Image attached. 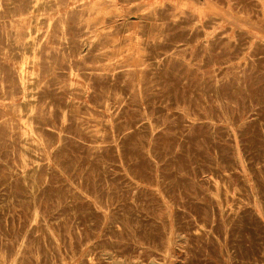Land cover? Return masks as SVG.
Returning a JSON list of instances; mask_svg holds the SVG:
<instances>
[{"label":"rangeland","instance_id":"rangeland-1","mask_svg":"<svg viewBox=\"0 0 264 264\" xmlns=\"http://www.w3.org/2000/svg\"><path fill=\"white\" fill-rule=\"evenodd\" d=\"M0 264H264V0H0Z\"/></svg>","mask_w":264,"mask_h":264},{"label":"bare ground","instance_id":"bare-ground-1","mask_svg":"<svg viewBox=\"0 0 264 264\" xmlns=\"http://www.w3.org/2000/svg\"><path fill=\"white\" fill-rule=\"evenodd\" d=\"M35 2H36V1H35ZM17 3H18V2H17ZM41 4H42V3H41ZM45 6H46V5H45ZM43 7H44V6H43ZM35 8H36V7H35ZM48 9H49V8H48ZM39 15H40V14H39ZM148 26H149V25H148ZM32 31H34V30H32ZM32 40H33V39H32ZM147 50H148V49H147ZM29 53H30V52H29ZM22 54H23V53H22ZM19 66H20V65H19ZM27 66H28V65H27ZM28 68H29V67H28ZM28 68H27V69H28ZM30 68H32V67H30ZM30 70H31V69H30ZM30 70H29V71H30ZM33 70H34V69H33ZM23 72H24V71H23ZM23 72H22V73H23ZM27 72H28V71H27ZM27 72H26V73H27ZM33 73H34V72H33ZM24 74H25V73H24ZM30 75H31V74H30ZM32 76H33V74H32ZM32 76H31V77H32ZM23 77H24V76H23ZM23 77H22V78H23ZM29 77H30V76H29ZM27 79H28V77H27ZM23 80H24V79H23ZM31 80H32V79H31ZM34 81H36V80H34ZM28 82H29V81H28ZM31 82H32V81H31ZM31 82H30V83H31ZM25 83H26V82H25ZM30 83H28V84H30ZM35 84H36V83H35ZM29 86H30V85H29ZM22 87H23V86H22ZM24 87H25V85H24ZM27 87H28V86H27ZM34 87H35V85H34ZM22 89H23V88H22ZM25 91H26V90H25ZM25 91H24V92H25ZM33 91H34V90H33ZM35 91H36V90H35ZM27 93H28V92H26V94H27ZM30 95H31V94H30ZM30 95H29V96H30ZM25 96H26V95H25ZM26 97H27V96H26ZM33 97H34V95H33ZM23 98H24V96H23ZM31 99H32V97H31ZM34 100H35V99H34ZM30 101H31V100H30ZM23 102H24V101H23ZM26 102H27V101H26ZM26 102H25V103H26ZM31 102H32V101H31ZM31 102H30V103H31ZM30 103H29V104H30ZM27 104H28V102H27ZM31 106H32V105H31ZM27 107H28V106H27ZM33 108H34V107H32V109H33ZM25 110H26V109H25ZM27 110H28V108H27ZM30 110H31V109H30ZM32 111H33V110H32ZM26 112H27V111H26ZM27 113H28V112H27ZM29 114H30V113H29ZM28 116H29V115H28ZM30 117H31V116H30ZM26 119H27V118H26ZM28 119H29V118H28ZM33 120H34V119H33ZM28 124H29V123H28ZM28 126H29V125H28ZM29 127H30V126H29ZM32 129H33V128H32ZM29 130H30V129H29ZM27 133H28V132H27ZM32 135H33V134H32ZM26 139H27V138H26ZM32 139H33V138H32ZM26 145H27V144H26ZM22 159H23V158H22ZM38 161H39V160H38ZM25 164H26V163H25ZM34 169H36L35 166H34ZM24 180H25V179H24ZM30 184H31V183H30ZM32 187H33V186H32ZM116 259H117V258H116Z\"/></svg>","mask_w":264,"mask_h":264}]
</instances>
